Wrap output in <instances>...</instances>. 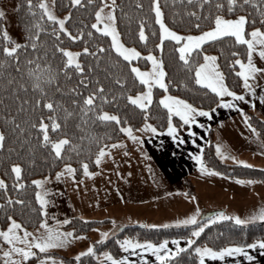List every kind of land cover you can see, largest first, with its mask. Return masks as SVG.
Wrapping results in <instances>:
<instances>
[{
	"label": "trees",
	"instance_id": "1",
	"mask_svg": "<svg viewBox=\"0 0 264 264\" xmlns=\"http://www.w3.org/2000/svg\"><path fill=\"white\" fill-rule=\"evenodd\" d=\"M38 0H34L37 3ZM145 5L143 10L135 7V0H117L120 6L117 9L119 16L118 27L121 32V39L128 46H135L142 54L152 50L159 55V50L155 49V44L159 43L158 26H154L151 18L148 21L149 41L147 44L141 43L135 37L134 33L137 30L136 21L140 16L148 15V0H142ZM216 0H213V4ZM259 2V0H258ZM20 5L17 8V5ZM84 7L73 8L70 0H55L54 10L58 14L72 13L71 18L66 21V27L74 34H79L77 29L84 32V36L77 41H72L66 35H61L60 40L52 35L51 29L58 25L45 20L40 31L37 48L31 47V42L27 43L26 47L18 49L19 66H17L16 57H7L0 52V60L5 61L0 64V131L6 134V141L4 147L0 149V178L7 180L9 189L12 186V177L8 174V165L13 162L22 163L24 167V181L27 187L21 192L19 198L26 201L25 205L15 206L14 210L8 211V215L14 216L27 229L36 228L38 223V214L32 209L37 207L34 200L35 186L31 181L35 178L50 177L62 167L64 164H72L76 169L75 179H79L84 171L82 164L87 162L89 171L96 169L95 154L99 147L115 143L123 139L125 133L119 131L120 125L115 122L101 123L99 120L93 118V113L88 112L81 114L80 105L83 103V97L90 94L103 84L105 88L104 95L109 97L108 101H104L102 110L108 111L110 114H116L121 118L122 123L131 125L136 129L144 122L143 111L137 106L132 105L127 101V94L135 95L136 92L142 91L143 86L138 81L133 83V78L129 73L128 65L123 61L122 57L114 53L110 48V37L92 30L93 35H87L90 30V24L93 22V9L98 6L99 0H93L90 6L87 0H84ZM165 8L168 22L175 24L178 30L191 31L196 33L204 30L210 23L206 19L196 21L195 18L189 19L184 13L187 10L196 9L197 11L206 14L209 10L215 12L214 7L205 5L201 10L197 7V0H193L191 4L188 0H176L173 4L172 0H162ZM264 8V5H262ZM227 11L226 7L222 13ZM123 13H127L125 16ZM177 15V21L182 20V24L173 20V14ZM236 15L246 14L248 16V25L246 30L250 32L252 27H262L259 11L255 5L248 3L243 8L237 7ZM15 29L20 38L19 42L24 43L28 41L29 25L34 23L32 15L27 10L26 0H17L14 9ZM36 19H39L37 16ZM131 21V23L129 22ZM255 21V23H253ZM195 23H200L201 28L193 27ZM4 28L3 18H0V31ZM155 30L156 35H151ZM35 33V28L31 29ZM2 38V37H0ZM59 43L61 47L74 48L81 55L78 59L81 62L84 72L80 73L75 70L74 66H70L66 71H63L64 60L62 55L57 52L56 45ZM102 44L105 48L103 53L99 54V59L91 55L96 51V45ZM11 46V44H9ZM84 47H89L90 53L84 54L81 50ZM204 51L209 54H215L218 57L217 63L220 70L224 72L225 82L232 91L237 93L241 91V77L238 76L239 68L233 64L237 58L246 59L247 51L246 45L237 43L234 37L220 38L216 42H208L204 46ZM239 53V56L232 55ZM163 58L165 62L166 71L168 73L166 82L168 84L167 92L160 89L159 86L153 87V100L149 106V122L155 124L158 129L162 130L167 126V109L160 104V97L164 93L176 95L196 107H203L206 110L213 108L218 103V97L212 93L206 86L196 85L194 77L183 66L182 62L178 60V54L174 51V43L165 41ZM194 58L195 54H194ZM198 62L202 61V56L198 57ZM31 63H28V62ZM137 65L142 69L148 66V62L142 57L136 61ZM40 65L41 67H37ZM44 65L56 70V78L48 83L46 80H41L43 85V94L39 88H34L33 84L36 82V77L29 73L31 68L33 72H40L42 75L46 69ZM117 76L127 79V86L122 87L116 83ZM84 78L83 81L81 78ZM124 95H121V93ZM116 99L113 100L112 97ZM51 99L53 102H59L60 106L57 110L58 122L61 124V130H49L51 139H57L62 136H67L71 141V145L78 147L72 148L71 145H65L62 151V157L56 158L50 149V146H43L40 143L42 136L37 129L32 127L33 122L41 115L47 117L52 113L43 108V102ZM40 100V104L36 101ZM77 102V103H74ZM97 105L102 102L99 98L96 100ZM65 109L72 113L65 121ZM250 117V123L258 129L259 138L264 143V120L250 110L244 112ZM12 117L15 120L13 124ZM47 122V121H46ZM173 123L178 127L184 125L175 116H173ZM18 125V126H17ZM185 127V126H184ZM181 130H183V128ZM20 129H23L21 131ZM99 141V143H97ZM203 159L209 168H215L217 171H222L227 176L240 177L247 179H257L264 181V169L256 166L245 167L234 163H226L218 158L215 153L213 143L209 141L203 146ZM186 190L192 193L193 185L188 178H185ZM10 194L15 196V191H10ZM4 198L3 191H0V201ZM69 223L63 224L64 228L75 230L74 234L87 233L95 226L107 222V219H84L80 216H72L69 218ZM6 227L5 210L0 209V228ZM191 234L190 227H169V228H149L142 223H134L122 226L117 232L109 235L101 244H95L96 251L107 250L110 251L114 257L118 256L122 247L118 241L129 237L133 240L150 239L153 242H159L165 238L173 236H187ZM264 238V222H254L247 225H237L232 221H220L213 225L206 227L205 231L201 233L200 237L193 239L199 245L207 244L210 247L219 249L226 247L229 243L247 242L251 243L255 239ZM48 255H54L63 259L65 263L76 264L74 257L66 256L64 254L50 251L46 252ZM195 253L189 254L184 252L180 255L178 264H195L197 261ZM35 259L31 261V264ZM88 262L89 264H98V261L92 257H83L82 264ZM151 264H159L158 261H153Z\"/></svg>",
	"mask_w": 264,
	"mask_h": 264
},
{
	"label": "snow or ice",
	"instance_id": "2",
	"mask_svg": "<svg viewBox=\"0 0 264 264\" xmlns=\"http://www.w3.org/2000/svg\"><path fill=\"white\" fill-rule=\"evenodd\" d=\"M173 4L176 0H172ZM193 0H188L191 4ZM251 3L255 5L256 9L259 11L261 24L264 25V0H216L213 4V0H197V7L201 10L204 9L205 5L209 7H214L215 12L209 10L206 14H203L196 9L187 10L184 14L189 18H195L196 21L201 19H206L210 23L208 26L195 34L191 31H181L178 30L175 24H171L167 20L165 8L162 4V0H148V15L140 16L136 21L137 30L134 33L135 37L139 42L147 44L149 41V28L148 21L151 18L154 26H158V39L159 43L155 44V49L159 50V55L155 54L154 51H147L146 55L142 54L141 51L135 46H128L121 39V32L118 27L119 16L117 14V9L120 7L117 4V0H99L97 7L93 9V22L90 24V30L87 35L92 36V30L102 34L103 36L110 37V48L114 50L115 54L123 58L128 65L129 73L133 78V83L136 81L143 86L144 90L136 92L135 95L127 94L126 99L132 105L137 106L144 114V124L141 126L142 131H149L152 134H156L160 129L155 124L149 122V106L153 100V87L159 86L160 89H164L167 92L168 84L166 82V77L168 75L165 67V62L163 58L165 41H170L174 43V51L178 54V60L182 62L185 69L192 73L196 85L206 86L211 90L212 93L219 97H224L225 94L232 97V100L220 99V105L224 107H237V100L245 99L243 93H237L229 89L227 83L225 82L224 72L220 70L219 64L217 63L218 57L215 54H209L204 51L203 46L208 42H216L220 38L234 37L237 43H241L247 46V60L237 58L233 61V64L238 66V76L243 79V87L255 95V90L250 83V80L254 78L255 74H264V68L258 67L256 63L253 62V54L258 53L259 57L264 58V28L262 27H252L251 31L246 30L248 25V16L246 14L236 15L237 7L243 8L245 4ZM27 10L32 15L34 23L29 25V37L28 41L23 44L12 40L7 29L0 31V52H2L7 57H16L17 66H19V54L18 49L26 47L27 43L31 42V47L33 49L37 48V41L42 28L43 22L45 20L52 22L54 25H58V28L54 27L51 29L52 35L60 40L61 35H66L72 41L80 40L84 36V32L81 29H77V35H74L68 27H66V21L71 18L72 13L64 15L63 17L57 16L53 9L49 7L47 0H38L34 3V0H26ZM55 4V0H53ZM70 4L73 8L84 7V0H70ZM88 5L93 4V0H87ZM20 5H17L19 8ZM135 7L139 10L145 8L142 0H135ZM226 7L227 11L223 14L222 10ZM5 10L0 9V18L5 17ZM127 16V13H123ZM39 19H36V17ZM173 20L177 21V15L173 14ZM131 23V21H129ZM177 23L182 24V20L177 21ZM255 23V21H253ZM194 28L200 29L201 24L195 23ZM35 28V33L31 32V29ZM157 33L155 30L151 32V35L155 36ZM11 44V46H9ZM56 50L62 55L64 60L63 71H66L70 66H74L75 70L83 73L84 68L81 65L78 57L81 52L71 51L69 48L61 47L59 43L56 45ZM84 54H89V47H84L81 50ZM105 48L102 44L96 45V51L92 52L99 59V54L103 53ZM194 54L195 57L194 58ZM234 56H239V53H233ZM202 56V62H198V57ZM144 58L146 61L150 62L151 67L147 70L142 69L135 63V61L140 58ZM5 61L0 60V64H4ZM28 63H31L30 61ZM37 67H41L37 65ZM45 71L43 75L40 72H33L30 68L29 73L36 77V82L33 84L34 88H39L43 94V85L40 83L41 80H46L51 83L52 80L56 78V70L50 68L48 65L43 66ZM83 81V77L81 78ZM98 87L90 92L87 96L83 97V103L80 105L82 118L83 115L91 112L93 113V118L99 120L101 123L115 122L120 125L119 131L122 133H127L134 141L142 142L143 138L133 134V127L126 123H122L121 118L116 114H110L108 111L102 110V105L104 101H108L109 97L104 95L105 88L103 84H99ZM116 83L122 87L127 86V79L117 76ZM121 95H124L122 92ZM99 98L102 102L101 105L96 104V100ZM113 100L116 99L115 96L112 97ZM262 101H264V94L261 96ZM41 101L37 100L36 104H40ZM74 103H77L74 101ZM160 104L167 109V127L163 131L171 135L174 140L182 141L184 137L180 135L181 128L186 127V131L190 136H195L196 133L193 131L191 125L199 123L195 119L196 115L210 116L211 111L206 110L203 107H196L189 103L185 99H181L178 96L164 95L160 98ZM43 108L48 109L52 115L50 116H39L32 124V127L37 129L38 133L42 136L40 143L43 146H50L53 155L56 158L62 157V151L65 145H71V141L67 136H62L57 139H51L49 135V130L59 131L61 130V124L58 122V117L56 115L57 110L60 106L59 102H53V100L48 99L43 102ZM254 106V103H253ZM243 112V109H240ZM72 113L67 112L65 109V121L68 116ZM173 115L180 117L184 122V125L177 126L173 123ZM244 122L253 134H256L257 138L259 136L258 129L250 123V117L245 114ZM15 124V120L12 117H8ZM47 121V122H46ZM18 126V125H17ZM200 128L206 130V125L200 124ZM23 131V129H20ZM6 141V134L4 131H0V149L4 147ZM99 143V141H97ZM120 141H116L114 144H109L99 147L98 152L95 154V163L99 165L102 158L108 154V149L116 147L120 144ZM192 143H196L193 139ZM72 148L78 147L77 145H71ZM216 155L223 160L228 154L223 151L221 144L217 143L215 145ZM192 159L197 162V167L201 173L214 174L217 176H224L225 173L222 171H217L215 168H209L203 159V146L201 150L192 155ZM237 165H242L245 167H253L249 165L246 160L237 159L235 156L231 157ZM83 171L88 175L92 176L94 173L89 171V165L87 162L82 164ZM76 169L72 164H64L62 171H57L55 173L56 179H60L62 175L68 174L72 175L75 179ZM24 167L22 163L13 162L8 165V174L12 177L11 190L9 189V184L6 179L0 178V191H3L4 198L0 201V209L5 210L6 215V227L0 228V261L2 264H31V261L35 259L36 264H64L63 259H57L52 255H48L45 249L53 247L57 244H67L68 238L76 239L74 235L75 230L62 232L59 229L51 228L47 223V205L49 204L48 193L51 191L44 187L45 181L49 177H40L33 179L31 184L35 186L34 200L37 204L36 208L32 211L38 214V223L45 229L46 235L41 236L33 232L28 231L26 227L21 223V221L14 218L12 215H8L7 212L14 210L15 206L25 205L26 201L20 199L19 196L21 192L27 187L24 177ZM230 179L232 177H229ZM239 184H251L254 181L250 179H241L236 177ZM10 191H15L16 195L10 194ZM195 199V197H191ZM87 222V218H82ZM220 221H232L237 225H247L250 222H264V207H261L258 212L254 211L246 218H242L239 214H228L224 210H217L212 213L204 214L201 209L197 206L195 211L183 218L173 219L170 222L159 224H149L145 225L149 228H169V227H190L191 234L187 236H173L171 238H165L159 242H153L150 239L145 240H133L129 237H125L123 240L118 241V243L125 250L129 249H140L145 253H153L155 260L159 264H178L179 257L182 253L188 252L189 254L195 253L198 257V264H205L206 257L221 258L223 259L225 254L235 255L237 253H243L247 259L253 260V257L249 254L247 249L257 248L264 249V238L255 239L251 243L247 242H235L229 243L226 247H220L219 249L213 248L205 245H199L193 239L194 237H200L209 225H213ZM69 219L63 221H58L57 223H69ZM112 223L115 224L116 221L113 219ZM39 229H37V232ZM97 231H100L97 229ZM109 232L101 231L99 241L95 244H101L107 237ZM183 241V243H182ZM95 244L88 245L84 250L79 251L75 254L74 260L76 264H82L83 257H92L100 262V264H132L128 261L127 256H121L119 259L115 258L110 251L100 252L96 251ZM6 245V246H5ZM38 249L39 251H35ZM141 259H147L141 256Z\"/></svg>",
	"mask_w": 264,
	"mask_h": 264
},
{
	"label": "crops",
	"instance_id": "3",
	"mask_svg": "<svg viewBox=\"0 0 264 264\" xmlns=\"http://www.w3.org/2000/svg\"><path fill=\"white\" fill-rule=\"evenodd\" d=\"M253 62L258 67L264 68V58L259 57L258 53L254 52ZM150 67L151 64L148 62L145 70ZM250 83L255 90V95L243 87L241 78V91L238 93H243L245 99L236 101L238 108L220 105V99H233L225 94L224 97L217 96L218 103L209 109L210 116L196 115L195 119L199 123L191 125L196 133L195 136H190L185 130L187 127L185 126L180 131L184 140H174L163 129L156 134L142 131L143 122L139 127L133 129L134 135L143 138L142 142L132 140L125 133L123 139L120 140L121 143L108 149V154L102 158L101 163L96 164V169L90 171L94 175L88 176L84 172L79 179H73L72 175L68 174L64 178L61 176L60 179H56L55 174L50 176L44 185L57 184L58 182L65 189L64 194L58 192V196L65 195L76 206L78 202L81 203L79 211L68 213L58 221L69 219L72 216L107 219V222L97 226L107 227L111 230V235L117 232L120 227L128 224L162 225L173 219L183 218L193 213L197 206L204 214L222 209L228 214H239L242 217L240 210H244L245 198L250 194L258 193L264 196V181L250 179L254 183L241 185L237 182L236 177L201 173L197 162L192 159V155L199 152L201 146L211 141L214 150L215 145L219 143L223 151L228 154L222 160L223 162L236 164L231 159L232 156H235L237 159L246 160L249 165L253 166L264 163V143L259 136L257 138L256 134L250 131L243 118L245 110H250L264 120V101L261 99L264 94V74H255ZM166 94L176 96L170 93H164L162 96ZM240 109H243V112ZM175 117L184 124L180 117ZM200 124L206 125V130L200 128ZM193 139L196 140L195 144L192 143ZM137 148L144 154L142 159L128 158V155ZM60 169L61 167L57 171ZM185 178H188L193 185L192 193L186 190ZM241 179L247 180V178ZM52 193L54 192H51V195H54ZM193 196L196 198L202 196L203 204L193 203L191 199ZM262 199L264 201V197ZM262 207H264V202ZM259 209L257 203L254 210L259 211ZM113 219L116 221L115 224L112 223ZM63 224L54 223L51 228L60 230V228H64ZM39 227L42 226L39 224L33 230ZM44 235H46L45 229L42 232V236ZM85 237L93 244L99 241V239L92 240L88 236ZM85 243L89 242L86 240ZM55 248H58L57 245L45 249V252H57ZM34 250L39 251L38 249ZM59 251L61 252V249ZM247 251L253 260L247 259L243 253H237L235 255L225 254L223 259L206 257L205 264H264V249L257 247L247 249ZM97 252H107V250ZM121 256H127L128 261H131L132 264H151L156 261L153 253H145L138 248L125 250L122 247L121 253L115 258L119 259ZM141 256L147 259L142 260ZM98 264H100L99 261ZM195 264H198V258Z\"/></svg>",
	"mask_w": 264,
	"mask_h": 264
},
{
	"label": "rangeland",
	"instance_id": "4",
	"mask_svg": "<svg viewBox=\"0 0 264 264\" xmlns=\"http://www.w3.org/2000/svg\"><path fill=\"white\" fill-rule=\"evenodd\" d=\"M16 2H17V0H0V9H4L5 13H6L5 17L3 18L4 28L7 29L12 40L19 42V36H18L16 29H15V17H14V9L16 6ZM47 2H48L49 7H51L53 9L54 13L57 16L63 17L64 15H66V14H58L55 12L54 6H53V0H47ZM69 49L71 51L78 52L77 49H74V48H69ZM143 155L144 154L142 152H140V149L137 148V150H133L131 152V154L128 155V158H131V159L138 158V160H139V159H142ZM63 166L61 167L60 171L63 170ZM256 167L264 169V163H260ZM65 175H62V177L64 178ZM35 179H37V178H35ZM184 185L186 187L185 182H184ZM44 187L51 190L48 193V197H47L49 199V204L47 205V223L50 227L53 226L54 223H57L56 221H58L59 218L61 219V217L67 215L68 213H72L75 210L76 211L80 210V208H81L80 202H78V204L76 206L75 204L71 203L70 200L65 197V195L58 196V194H59L58 192L63 193V194L65 192V189H63V187L60 186L58 184V182H57V184L44 185ZM51 192H54V193H52L54 195H51ZM201 197H198V198L195 197V199H192V202L196 203L198 205L199 204L201 205V203L203 204L204 198L203 197L201 198ZM263 197L264 196L262 194L258 193V194H250L249 197L245 198L244 199V207H243L244 210L243 209L240 210V211H242V214H241L242 217L246 218L252 212H254L255 211L254 207L257 203H258L259 207L261 208L262 204L264 202L262 199ZM256 212H258V211H256ZM250 223H254V222H250ZM37 229H39L38 232H37ZM37 229H35V230L28 229V231L42 236V232L44 230L43 227H39ZM97 229H99L100 231H97ZM60 231L67 232V231H71V230L67 229V228H60ZM101 231H107V232H109V235L111 233V230L107 229V227L97 226V227L93 228L91 231H89L87 233V235L85 233H80L79 235L74 234L76 236V239L68 238L67 244H57L58 248H55V249H57L58 253L64 254L66 256L74 257L77 252L82 251L88 245L93 244L92 241H89L88 239H86L85 236L90 237L92 240H97L100 238ZM86 240L89 243H85ZM59 249H61V252L59 251ZM52 256H54V255H52ZM54 257H56L57 259H60L57 256H54ZM0 264H2V261H0ZM33 264H36V262H34ZM64 264H68V263L64 262ZM84 264H89V263L84 262Z\"/></svg>",
	"mask_w": 264,
	"mask_h": 264
},
{
	"label": "water",
	"instance_id": "5",
	"mask_svg": "<svg viewBox=\"0 0 264 264\" xmlns=\"http://www.w3.org/2000/svg\"><path fill=\"white\" fill-rule=\"evenodd\" d=\"M120 228H121V227H120ZM120 228H119V229H120ZM119 229H118V230H119Z\"/></svg>",
	"mask_w": 264,
	"mask_h": 264
}]
</instances>
